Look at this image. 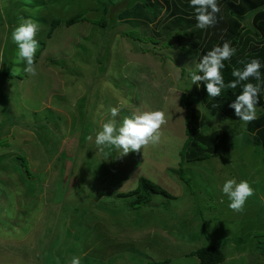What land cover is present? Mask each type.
I'll list each match as a JSON object with an SVG mask.
<instances>
[{
	"label": "rangeland",
	"instance_id": "1",
	"mask_svg": "<svg viewBox=\"0 0 264 264\" xmlns=\"http://www.w3.org/2000/svg\"><path fill=\"white\" fill-rule=\"evenodd\" d=\"M20 16L40 24L36 77L13 63L10 33ZM102 16L96 0H0V264H71L74 256L81 264H195L193 253L208 244L228 257L242 252L224 264H264V151L246 143L242 121H220L198 106L202 132H225L235 147L185 163L181 96L193 91L187 76L196 55L175 41L163 45L149 26L140 30L157 42H133V32L121 36L129 20L103 28ZM73 17L80 18L66 27ZM120 103L117 119L165 113L158 144L125 155L97 150L95 133ZM139 177L173 199L151 195L148 206L132 207L133 198L119 194ZM233 177L253 188L239 212L221 202L220 188Z\"/></svg>",
	"mask_w": 264,
	"mask_h": 264
},
{
	"label": "trees",
	"instance_id": "2",
	"mask_svg": "<svg viewBox=\"0 0 264 264\" xmlns=\"http://www.w3.org/2000/svg\"><path fill=\"white\" fill-rule=\"evenodd\" d=\"M96 1L103 6V16L98 22L101 27L107 28L111 27V23L114 25L117 21L129 20L128 24L130 23L132 28L128 26L129 29L121 33V36L127 37V33L133 32L127 38L137 43H142V40H153L156 43L154 37H164L163 45L175 41L176 47L196 55L195 62H198L199 58L214 45L222 44L225 40L230 41L236 48V55L230 62H225L226 66L222 70L226 83L234 79L231 75L233 67H242L240 61L257 58L264 63V0H218L221 11L217 14V23L208 29H199L195 26L196 21L187 0H160L161 3L152 0H122L119 4L109 0ZM122 2H126L125 5L121 4ZM117 5H122L118 8L117 14L111 13L110 9ZM78 18L80 17L70 18L64 23L65 26L74 25ZM249 18L250 25L247 26L244 22ZM54 23L59 24L58 21ZM140 26L147 29L148 26L152 27V34L156 33V36H145ZM261 72L264 73V68ZM251 82L256 83L255 80ZM192 90L190 95L181 96V106L187 111L185 118L187 141L183 147L185 163H198L210 157L225 155L235 147L229 134L225 132L213 131L210 134L202 132L205 113H213L220 121H240L235 116L234 109L229 106L241 91L240 87L226 89L221 96L215 98L209 97L203 82L200 87L193 85ZM198 106L206 112L203 114ZM256 108L257 119L246 125V133L249 137L251 135V139L248 138L246 143L259 145L264 151V82ZM20 160L24 162L22 157ZM151 195L173 199L161 187L144 177L138 178L135 189L119 194V197L133 198L130 205L140 208L150 204ZM193 254L198 259V264H220L225 260L224 254L215 245L202 247Z\"/></svg>",
	"mask_w": 264,
	"mask_h": 264
},
{
	"label": "clouds",
	"instance_id": "3",
	"mask_svg": "<svg viewBox=\"0 0 264 264\" xmlns=\"http://www.w3.org/2000/svg\"><path fill=\"white\" fill-rule=\"evenodd\" d=\"M188 7L192 10L196 27L208 29L217 23V14L221 11L218 0H187ZM40 30V24L31 17L20 16L17 25L10 33V40L16 45V64H23L24 73L31 77L39 75L36 63V53L40 42L36 39ZM236 55V48L230 41L214 45L203 54L194 67L189 70L187 79L191 85L200 87L203 82L209 97L221 96L226 89L241 91L236 99L229 105L234 109L235 116L245 125L257 119V104L262 92L264 82V63L257 58L250 61H240L242 67H233L231 75L234 79L225 82L223 69L225 62H230ZM3 57L0 55V63ZM255 80L256 83H252ZM103 108V105H101ZM124 104L108 109V119L100 125L95 133L94 142L99 152L112 149L125 155L132 151H138L151 144H158L161 140V127L166 123L165 113L162 110H136L129 115H121ZM101 119H104L101 114ZM92 140V135L87 137ZM253 195V188L248 180L233 177L226 179L220 188L221 202L227 198V207L233 211H242L246 201ZM71 264H81V257L74 256Z\"/></svg>",
	"mask_w": 264,
	"mask_h": 264
},
{
	"label": "crops",
	"instance_id": "4",
	"mask_svg": "<svg viewBox=\"0 0 264 264\" xmlns=\"http://www.w3.org/2000/svg\"><path fill=\"white\" fill-rule=\"evenodd\" d=\"M15 61H13V63H14ZM225 155H228V153L227 154H225ZM221 156H223V155H221ZM217 157V156H216ZM194 164H196V163H194ZM189 165H191V164H189ZM193 171H194V169H193ZM200 176V175H199ZM203 177V176H202ZM214 218V217H213ZM213 222L214 223H217L218 222V219L217 218H214L213 219ZM218 224V223H217ZM10 245H13V243L11 242V244ZM209 245H211V244H208L207 246H209ZM200 249V248H199ZM197 250V249H196ZM220 250H221V248H220ZM222 251V250H221ZM229 251L230 252H233L234 250H233V248H231V249H229ZM186 252H188V251H186ZM235 253H234V255H230L229 257H228V255L225 253V252H223L222 251V253L224 254H226V256H225V254H224V257H225V260L223 261V263L222 264H224V263H228L229 262V260H232V259H235V258H237V257H240V256H243V254H242V252H240V251H238V250H235L234 251ZM183 253H185V252H183ZM186 254V253H185ZM189 257H192V255H189ZM182 258H187V254L184 256V257H182ZM197 259V258H196ZM8 260H6V262H7ZM97 261V260H96ZM226 261V262H225ZM165 262V261H164ZM199 263V261H198V259H197V261H196V263L195 264H198Z\"/></svg>",
	"mask_w": 264,
	"mask_h": 264
}]
</instances>
